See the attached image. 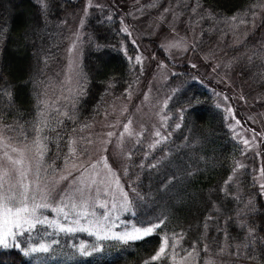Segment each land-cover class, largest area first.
<instances>
[{"label":"trees","instance_id":"1","mask_svg":"<svg viewBox=\"0 0 264 264\" xmlns=\"http://www.w3.org/2000/svg\"><path fill=\"white\" fill-rule=\"evenodd\" d=\"M1 1L0 122L17 139H30L42 117L40 89L48 84L47 65L66 45L68 19L81 13L86 3L85 0H12L1 4ZM197 1L217 19L252 10L259 2ZM15 4L26 10L29 20ZM117 12L91 6L82 17L84 39L80 69L85 70L82 72L85 76L80 80L74 106L66 119L59 122L63 121L60 126L51 122L58 126L46 125L42 130L50 155L59 151L57 147L63 154L69 142L65 132L88 123L100 112L108 94H124L133 82L137 67L131 65L129 55L133 56L136 48ZM27 23L31 25L30 32L25 31ZM262 31L264 19L254 33ZM250 36L252 39L247 41L259 38ZM12 45H22L19 55L12 51ZM261 45L263 60L248 59L242 70L262 93L264 77L260 67L264 71V39ZM156 51L159 54L160 50ZM160 57L171 64L166 52L161 50ZM174 66L186 76V79L181 76L184 83L167 104V110L177 121L173 117L171 122H176L169 125L161 142L140 161L134 159L126 172L131 197L126 218L135 226L159 223L160 227L147 237L133 241L107 239L96 244L92 239L88 243L93 245L89 255L76 249L78 237L60 233L44 236L42 229L37 228L29 237L24 234L25 238L19 236L16 242L0 245V264H173L168 251L174 239L178 241L176 251L198 252L199 262L204 260L203 243L216 251L221 241L227 240L232 253L228 264H264V198L260 186L250 170L236 164L240 148L227 125L225 111L210 96L205 79L194 78L196 74L186 68L188 64ZM222 92L228 93L226 89ZM232 100H235L233 93L229 94V101ZM43 120L50 122L49 118L42 117ZM61 158L53 155L49 159L59 164ZM235 188L241 191L240 195ZM165 238L169 244L166 255L153 261ZM29 242L48 243L49 251L32 253L24 249Z\"/></svg>","mask_w":264,"mask_h":264},{"label":"rangeland","instance_id":"2","mask_svg":"<svg viewBox=\"0 0 264 264\" xmlns=\"http://www.w3.org/2000/svg\"><path fill=\"white\" fill-rule=\"evenodd\" d=\"M4 1L12 0H2L1 4ZM258 1L252 10L217 19L197 0H85L81 13L68 19L66 45L48 63V84L40 89L42 117L49 118L50 122H42L41 117L30 139H17L6 124L0 122V132L11 145L25 150V163L30 168L25 182L30 184L29 195L34 197V201H29L30 206L32 203L48 204V207L36 210V216L46 223L38 224L34 229L27 226L14 229L16 234L7 238V245L16 242L19 236L24 237V234L28 237L33 235L40 228L44 236L53 233L76 236V249L90 252L93 245L88 243L92 239L98 244L109 238L118 239L119 235L131 232L134 227H147L135 226L125 218L131 208V197L125 190V184L130 182L126 172L134 159L146 157L161 142V137L166 136L169 125L173 126L177 121L167 110V104L181 88L182 78L186 79V76L174 65L188 64L186 68L196 74L194 78L200 76L205 79L210 96L215 97L216 103L225 111L232 136L240 148L236 164L251 171L250 175L260 186L264 198V92L257 91L250 83L248 73L242 70L248 59L263 60L260 49L264 31L254 33L264 19V0ZM91 6L119 11L130 41L136 48L135 54L129 55V61L137 67V72L124 94H108L100 112L95 113L88 123L65 132L69 142L63 154L57 147L59 151L50 155L46 137L37 130L52 125L51 122L59 124L74 106L80 80L85 76L82 74L85 70L80 69L84 39L82 17ZM15 7L29 20L24 8L17 4ZM29 30L31 25L27 23L25 31ZM250 34L259 37L253 38L257 40L255 44L253 40L247 41V38L252 39ZM22 45H12L11 49L19 55ZM156 49L160 50L159 54ZM161 50L166 52L171 64L160 57ZM137 56L141 57L139 62L136 61ZM260 72L264 77L261 67ZM223 89L233 93L236 103L229 101V94H223ZM173 117L176 121L171 122ZM125 126L129 132H125ZM35 140H40L46 147L42 157ZM72 147L76 149L75 155L70 151ZM53 155L62 156L59 164L49 159ZM92 165L96 167L92 168ZM61 177L67 179L62 180ZM77 189H83V195ZM234 190L240 195L239 189ZM61 228L75 230L61 231ZM41 243H26L24 249L30 250ZM177 243L174 239L168 251L173 264H228L232 258L227 240H222L216 251L208 243H203L206 249H202V262L197 258L198 252L190 251L192 256H187L189 252L181 254L176 251Z\"/></svg>","mask_w":264,"mask_h":264},{"label":"snow or ice","instance_id":"3","mask_svg":"<svg viewBox=\"0 0 264 264\" xmlns=\"http://www.w3.org/2000/svg\"><path fill=\"white\" fill-rule=\"evenodd\" d=\"M233 19H235V17H233ZM125 31H127V29H125ZM175 46L176 45H173V47ZM140 60L141 57L137 56L136 61L139 62ZM237 123L239 122L237 121ZM177 127H179V125H177ZM37 131H42V129H38ZM125 132H129L127 126H125ZM109 135H111V133H109ZM157 135H159V133H157ZM72 143L74 145L75 141ZM244 143L247 144L248 141H244ZM34 144L37 146V151L42 157L43 152L46 151V147L41 144L40 140H35ZM8 149H10V152ZM0 151L3 152V155L0 156V245L7 246V238L16 234L14 229H24L25 226H27L28 229H34L38 224L46 223L45 220H41L36 216V210L37 208L48 207V204L32 203L30 206L29 201H34V197L29 195L30 184L25 182L28 180L30 172V168L25 163V150L13 147L10 141L4 136L3 132H0ZM70 151L74 155L76 154L75 147H72ZM91 167L95 168L96 166L92 165ZM105 167L107 168V163H105ZM60 179H67V177H61ZM92 183H95V180H93ZM77 191L83 195V189H77ZM122 195L126 197L127 193L122 192ZM158 227H160L159 223L143 228L134 227L131 232L119 235L118 239L124 242L138 240L147 237ZM60 230L72 232L75 229L61 228ZM168 247V239L165 238L162 246L152 257V260L157 261L164 257ZM29 251L32 253H46L49 251V246L41 243L38 247H33ZM81 252L83 255L90 254L83 248H81ZM25 254L27 255L28 253ZM187 256H192V253H187Z\"/></svg>","mask_w":264,"mask_h":264}]
</instances>
